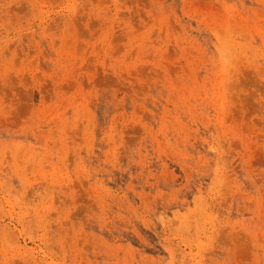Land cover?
Instances as JSON below:
<instances>
[{"label": "rangeland", "instance_id": "1", "mask_svg": "<svg viewBox=\"0 0 264 264\" xmlns=\"http://www.w3.org/2000/svg\"><path fill=\"white\" fill-rule=\"evenodd\" d=\"M0 264H264V0H0Z\"/></svg>", "mask_w": 264, "mask_h": 264}]
</instances>
